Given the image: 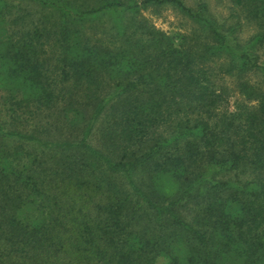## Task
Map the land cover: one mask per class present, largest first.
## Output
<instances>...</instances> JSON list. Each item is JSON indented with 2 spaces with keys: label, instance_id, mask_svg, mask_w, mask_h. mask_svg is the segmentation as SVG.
I'll list each match as a JSON object with an SVG mask.
<instances>
[{
  "label": "trees",
  "instance_id": "16d2710c",
  "mask_svg": "<svg viewBox=\"0 0 264 264\" xmlns=\"http://www.w3.org/2000/svg\"><path fill=\"white\" fill-rule=\"evenodd\" d=\"M31 1L0 0V264H264V0Z\"/></svg>",
  "mask_w": 264,
  "mask_h": 264
},
{
  "label": "rangeland",
  "instance_id": "374dc122",
  "mask_svg": "<svg viewBox=\"0 0 264 264\" xmlns=\"http://www.w3.org/2000/svg\"><path fill=\"white\" fill-rule=\"evenodd\" d=\"M12 3H19L22 7H24L27 11H31L35 16L38 14L37 7L38 5L31 0H9ZM184 2L188 5H194L195 0H184ZM210 8L214 12L219 19L228 18L230 13L232 12L231 4L232 0H209ZM144 16L151 21L157 28L167 32L168 34L175 33H185L188 32L192 24L189 20L186 19L179 11L171 7L170 5H163L159 7H151L143 12ZM244 24V29L240 36L245 39L253 33L252 26ZM102 26H100L97 33H99ZM264 57V54H263ZM256 79V78H255ZM253 80V79H252ZM255 81V80H254ZM225 83L232 87V81L230 79L225 80ZM243 100V96L240 94H236V92L231 91V102L233 101H241ZM4 111H0V117H4ZM92 142L97 144V134L94 133L92 136ZM158 264L164 263V258L158 259L156 261Z\"/></svg>",
  "mask_w": 264,
  "mask_h": 264
}]
</instances>
